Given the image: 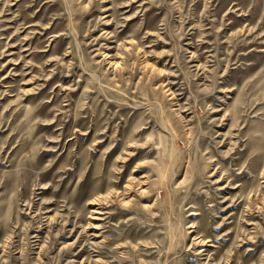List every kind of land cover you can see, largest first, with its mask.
<instances>
[{"label":"rangeland","instance_id":"1","mask_svg":"<svg viewBox=\"0 0 264 264\" xmlns=\"http://www.w3.org/2000/svg\"><path fill=\"white\" fill-rule=\"evenodd\" d=\"M0 264H264V0H0Z\"/></svg>","mask_w":264,"mask_h":264}]
</instances>
